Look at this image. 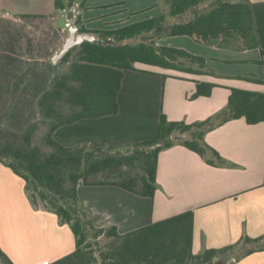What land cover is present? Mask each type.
Here are the masks:
<instances>
[{
  "label": "trees",
  "instance_id": "obj_1",
  "mask_svg": "<svg viewBox=\"0 0 264 264\" xmlns=\"http://www.w3.org/2000/svg\"><path fill=\"white\" fill-rule=\"evenodd\" d=\"M86 0H54L57 13ZM208 2L207 10L200 6ZM165 6L152 18L100 31V41L73 46L56 64L50 62L58 48L59 32L54 16L20 14L24 19H52L42 38L26 42L18 26L0 15V162L23 178L33 204L51 209L61 223L70 226L75 250L48 264H208L225 263V253L236 244L193 253V211H184L120 234L115 226L96 227L91 211L80 200L77 185H115L140 196L153 197L160 150L173 143L175 132L191 131L182 145L202 157L217 152L203 139L201 128L209 121L186 124L169 121L161 113L151 139L119 147L83 142L64 146L54 140L59 126L83 118L114 114L123 71L144 63L178 69L179 58H203L184 50L157 46L155 38L187 35L206 45L236 49L259 48L250 5L221 0H161ZM190 11L193 17L182 20ZM70 15L72 13L70 10ZM173 20V22H170ZM80 31H86L80 25ZM139 39L137 43L128 40ZM259 63L264 64L260 49ZM257 61V60H256ZM66 64L61 71L59 66ZM214 84L196 82L193 96L210 94ZM224 120L244 117L247 123L264 121V93L231 88ZM40 123L45 126L40 143H34ZM197 128L200 130H194ZM208 163H213L207 159ZM243 236L240 241L262 239ZM106 244L99 246L98 240ZM97 251V255L95 254ZM222 256L221 261H217ZM0 264H13L0 249Z\"/></svg>",
  "mask_w": 264,
  "mask_h": 264
},
{
  "label": "crops",
  "instance_id": "obj_2",
  "mask_svg": "<svg viewBox=\"0 0 264 264\" xmlns=\"http://www.w3.org/2000/svg\"><path fill=\"white\" fill-rule=\"evenodd\" d=\"M221 1L250 5L259 48L206 45L187 35L157 37V46L184 50L203 58L204 63L179 58L175 69L136 62L134 69L123 71L116 113L59 126L53 138L64 146L87 142L116 148L155 136L161 113L169 121L186 124L208 119L201 128L202 141L219 158L210 153L202 157L182 145L181 140L190 138L191 131L175 132L173 143L158 154L153 197L115 185L82 182L77 185L78 197L90 209L96 227L115 226L120 234L192 210L193 253L236 244L225 253L226 263L264 264V121L250 124L244 117L224 120L222 115L231 88L264 93V64L258 62L260 49L264 50V0ZM164 9L161 0H86L83 8L77 4V15L86 30L100 34L152 18ZM20 14L52 18L57 11L54 0H0L1 16ZM192 17L188 11L182 20ZM253 59L256 63L246 62L241 71L235 68L240 66L235 60ZM196 82L214 86L209 95L195 97ZM243 236L263 237L239 242ZM75 247L70 226L61 223L51 209L33 204L23 178L0 162V249L11 262L48 264L69 255Z\"/></svg>",
  "mask_w": 264,
  "mask_h": 264
},
{
  "label": "rangeland",
  "instance_id": "obj_3",
  "mask_svg": "<svg viewBox=\"0 0 264 264\" xmlns=\"http://www.w3.org/2000/svg\"><path fill=\"white\" fill-rule=\"evenodd\" d=\"M70 10L71 8L68 9L67 12V18L71 19V15H70ZM141 13V12H140ZM59 13H57L54 16V21L57 17ZM9 20H11L13 22V24H15L16 26H18L21 30V33H23L24 40L26 42H33L36 41L38 38H42L44 33L49 29V27L51 26V22L52 19H41V18H37V19H24V18H19V17H7ZM56 24V23H55ZM67 36V32L65 30L62 29V31L59 32V40H58V49H60L62 47L63 41L65 39V37ZM135 42V40H128L127 43H132ZM246 62H250V63H256V60H251V61H243V60H235L234 63H236L237 66L235 67L238 71H241L244 67L242 65L246 64ZM66 66V64L60 65L59 66V70L61 71L62 69H64ZM45 126L42 125L40 123L38 130L35 133V137H34V143H40V136L44 130ZM106 244L105 239L100 238L98 240V244L96 245V248H99V246H104ZM97 255V251L95 253ZM222 256L218 257L217 261H221ZM224 264H232L231 261L230 263H224Z\"/></svg>",
  "mask_w": 264,
  "mask_h": 264
},
{
  "label": "water",
  "instance_id": "obj_4",
  "mask_svg": "<svg viewBox=\"0 0 264 264\" xmlns=\"http://www.w3.org/2000/svg\"><path fill=\"white\" fill-rule=\"evenodd\" d=\"M68 9H63L56 17V25L67 32L62 47L55 51L51 56L50 62L56 64L61 58H63L67 52L75 45L82 43L83 41H100L101 35L94 31H80L77 25V2H75L71 8L72 17L67 18Z\"/></svg>",
  "mask_w": 264,
  "mask_h": 264
}]
</instances>
